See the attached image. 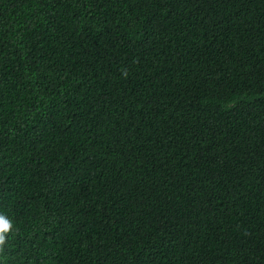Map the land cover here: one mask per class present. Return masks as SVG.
I'll use <instances>...</instances> for the list:
<instances>
[{
    "label": "trees",
    "instance_id": "obj_1",
    "mask_svg": "<svg viewBox=\"0 0 264 264\" xmlns=\"http://www.w3.org/2000/svg\"><path fill=\"white\" fill-rule=\"evenodd\" d=\"M0 264H264V0H0Z\"/></svg>",
    "mask_w": 264,
    "mask_h": 264
},
{
    "label": "clouds",
    "instance_id": "obj_2",
    "mask_svg": "<svg viewBox=\"0 0 264 264\" xmlns=\"http://www.w3.org/2000/svg\"><path fill=\"white\" fill-rule=\"evenodd\" d=\"M10 223L3 216H0V245L5 243V233L10 230Z\"/></svg>",
    "mask_w": 264,
    "mask_h": 264
}]
</instances>
